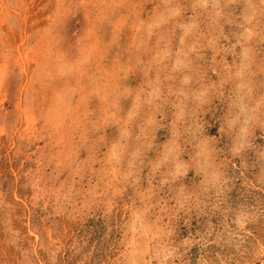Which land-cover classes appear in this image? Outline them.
I'll return each mask as SVG.
<instances>
[{
    "label": "rangeland",
    "instance_id": "obj_1",
    "mask_svg": "<svg viewBox=\"0 0 264 264\" xmlns=\"http://www.w3.org/2000/svg\"><path fill=\"white\" fill-rule=\"evenodd\" d=\"M0 12V264H262L264 0Z\"/></svg>",
    "mask_w": 264,
    "mask_h": 264
},
{
    "label": "bare ground",
    "instance_id": "obj_2",
    "mask_svg": "<svg viewBox=\"0 0 264 264\" xmlns=\"http://www.w3.org/2000/svg\"><path fill=\"white\" fill-rule=\"evenodd\" d=\"M115 3V2H114ZM102 5V4H101ZM113 7V6H112ZM109 9V8H108ZM107 10V9H106ZM1 13V12H0ZM110 13V12H109ZM2 17V16H1ZM194 21V20H193ZM193 21H191L190 20V23L191 22H193ZM194 23V22H193ZM1 24V23H0ZM187 24H189V23H187ZM156 26V25H155ZM191 26V25H190ZM193 26V25H192ZM189 28H191V27H189ZM114 31V29L112 30V32ZM115 32V31H114ZM24 39V38H23ZM9 45V44H8ZM165 52V51H164ZM83 54V53H82ZM17 55H20V54H17ZM19 57V56H18ZM80 57V56H79ZM26 57H24V59H25ZM76 60H77V58H76ZM75 61V60H74ZM72 65V64H71ZM76 66V65H75ZM74 66V67H75ZM74 73V72H73ZM79 73V72H78ZM57 84V83H56ZM88 87V86H87ZM27 88H28V86H27ZM95 89V88H94ZM63 90V89H62ZM89 90V89H88ZM90 92H91V90H90ZM96 92V91H95ZM102 92V91H101ZM98 93V92H97ZM89 94V93H88ZM87 94V95H88ZM96 94V93H95ZM86 95V96H87ZM90 95V94H89ZM94 96H96V95H94ZM82 97V96H81ZM91 97V96H90ZM68 99V98H67ZM19 102V101H18ZM40 102V101H39ZM59 103V102H58ZM67 107V106H66ZM69 108V107H68ZM76 108V107H75ZM73 110V109H72ZM82 110V109H81ZM51 111V110H50ZM71 111V110H70ZM77 111V110H76ZM68 112V111H67ZM54 113V112H53ZM52 113V114H53ZM58 113V112H57ZM69 113V112H68ZM60 114V113H59ZM74 114V113H73ZM68 116H70L69 114H67ZM63 116L65 117V115L63 114ZM71 117V116H70ZM76 117V116H75ZM75 117H74V120H75ZM45 119H47V118H45ZM71 119V118H70ZM20 120V119H19ZM69 120V119H68ZM64 122V121H63ZM69 122V121H68ZM65 123V122H64ZM24 127V126H23ZM14 130H15V128H14ZM120 137V136H119ZM263 159V158H262ZM264 173V172H263ZM142 252V251H141ZM262 264H264V261L262 262Z\"/></svg>",
    "mask_w": 264,
    "mask_h": 264
}]
</instances>
